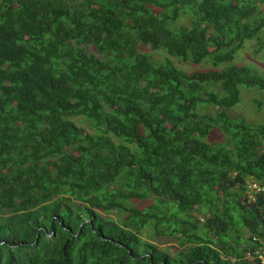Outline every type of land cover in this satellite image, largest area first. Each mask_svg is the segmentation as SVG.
<instances>
[{
  "label": "trees",
  "instance_id": "16d2710c",
  "mask_svg": "<svg viewBox=\"0 0 264 264\" xmlns=\"http://www.w3.org/2000/svg\"><path fill=\"white\" fill-rule=\"evenodd\" d=\"M263 31L264 0H0V264H264V124L230 113Z\"/></svg>",
  "mask_w": 264,
  "mask_h": 264
},
{
  "label": "rangeland",
  "instance_id": "374dc122",
  "mask_svg": "<svg viewBox=\"0 0 264 264\" xmlns=\"http://www.w3.org/2000/svg\"><path fill=\"white\" fill-rule=\"evenodd\" d=\"M185 19H179L178 22H182ZM258 40H264V31L259 34L258 38L245 40L242 47L236 52L235 63L237 64H250L259 71H264V48L262 50L256 51ZM162 54V53H161ZM164 54H162L163 56ZM175 60V59H174ZM176 61V60H175ZM177 62V65L183 67L186 70H191L193 68H209L211 67L210 63H205L201 66H192L190 64ZM209 88L220 92L218 85L209 86ZM241 98L240 101L236 104L234 108L230 110L232 114H241L244 115L249 121L252 122H262L264 124V91H259L257 89H247L240 88ZM254 99H259L262 101L260 107L254 102ZM211 110V109H210ZM211 138L216 137L215 132L210 135ZM110 216L117 218V215L110 213ZM163 247H169L172 250V243L163 242L161 243Z\"/></svg>",
  "mask_w": 264,
  "mask_h": 264
},
{
  "label": "built area",
  "instance_id": "2783aa9c",
  "mask_svg": "<svg viewBox=\"0 0 264 264\" xmlns=\"http://www.w3.org/2000/svg\"><path fill=\"white\" fill-rule=\"evenodd\" d=\"M252 187H256V184H255V183H253V184H252Z\"/></svg>",
  "mask_w": 264,
  "mask_h": 264
}]
</instances>
